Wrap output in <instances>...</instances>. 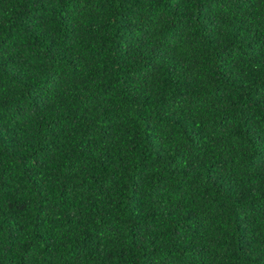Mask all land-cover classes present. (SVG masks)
Listing matches in <instances>:
<instances>
[{"label":"trees","instance_id":"1","mask_svg":"<svg viewBox=\"0 0 264 264\" xmlns=\"http://www.w3.org/2000/svg\"><path fill=\"white\" fill-rule=\"evenodd\" d=\"M0 264H264V0H0Z\"/></svg>","mask_w":264,"mask_h":264}]
</instances>
